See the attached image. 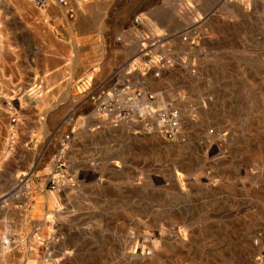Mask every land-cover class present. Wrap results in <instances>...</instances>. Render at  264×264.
<instances>
[{
  "label": "rangeland",
  "instance_id": "1",
  "mask_svg": "<svg viewBox=\"0 0 264 264\" xmlns=\"http://www.w3.org/2000/svg\"><path fill=\"white\" fill-rule=\"evenodd\" d=\"M5 1L0 0V25L10 28L11 46L17 49L23 67L27 50L34 47L41 34L25 30L26 36L18 37L22 29L9 24L14 16ZM29 1L30 20L37 25L39 16L35 11H40V7L34 0ZM169 2L167 18L182 7L184 34L180 38L171 36L165 46L155 43L153 48H147L150 42L161 38L157 36L161 33L142 25L138 16L141 22L136 27L144 26L154 40L140 35L141 57L126 64L122 83L98 88L119 89L124 99L121 97L118 106L123 109L141 105L136 93L151 94L154 99L149 107L153 110L173 108L178 111L179 122L188 114L196 126L202 122L207 125L205 132L210 137L217 136L202 156L195 128H187L184 123L182 137L178 138L183 142L181 147L176 145V137H163L161 143L156 138L122 133L118 127L108 128L98 122L97 114L113 116L112 119L118 116L132 127L145 120L151 130L157 123L148 119L147 112L142 118L103 114L84 100L90 91L97 90L92 83L89 90L88 84H84L85 92L73 100L68 99L70 88L58 85L62 99L53 105L35 99L27 107L25 100H11L18 108L19 128L30 117L25 116L26 112L35 107L44 127L36 126L34 140L29 143L30 163H24L21 151V156L13 159L15 163L23 161L19 166L26 168L14 175L4 176L5 172L0 171V222H8L7 233L18 244V252H12L15 259L7 264H101L106 257L107 264H253V260L264 264L258 254H264V5L257 0ZM3 70L2 77L10 84L14 78L8 69ZM185 75L199 82L201 96L193 93L194 85L183 84ZM22 78L18 81L22 82ZM18 89H14L17 95ZM83 89L80 86L76 90ZM179 92L185 93L184 100L178 99ZM164 94L166 99L159 104ZM199 105L203 106L201 112ZM49 107L55 108V112L47 117L43 112ZM84 112L87 114L83 115ZM229 116L227 127L224 123ZM19 128L12 135L11 157L17 152L16 146L26 143ZM50 129H58V151L64 143L63 152L74 177L72 186L64 184L56 190L46 183L53 163L41 156L48 146ZM160 152L162 158L157 157ZM184 153L197 161L191 178L200 176L191 189L187 186L190 176L180 166ZM201 156L203 160H198ZM116 160L119 167L115 166ZM4 166L2 169H6ZM241 168L247 169L246 173ZM169 170L175 179L173 189L167 179ZM177 170L186 177H177ZM14 176L21 181V190L12 187ZM10 189L16 196L2 197ZM225 206L231 209L230 229L225 218L210 211ZM189 211H193L192 240L186 244L184 231L177 233V237L153 226L160 222L169 229L175 223L176 213L184 217ZM202 224L211 226L208 233ZM3 237L0 230V239Z\"/></svg>",
  "mask_w": 264,
  "mask_h": 264
},
{
  "label": "crops",
  "instance_id": "2",
  "mask_svg": "<svg viewBox=\"0 0 264 264\" xmlns=\"http://www.w3.org/2000/svg\"><path fill=\"white\" fill-rule=\"evenodd\" d=\"M169 1L88 0L82 8H77L78 11L76 9L72 19H69L63 8L55 3L40 8L44 15L41 20H37V25L41 27V35L36 37L35 45L29 52L26 49L25 74L22 78V86L17 91L18 96H30L34 102L35 99L44 100V95L47 93L50 96L49 102L53 105V102L62 99L60 89H56L58 85H62L65 89L70 88L68 99L73 100L80 93L85 92L83 85L89 84V78H92L91 83L97 90L102 89L98 86L121 84L122 72L126 69V64L141 57L140 35L154 40L142 25L157 29L161 33L157 35L161 38L150 42L147 48H153L155 43L165 46L171 36L180 38L184 34L186 27L182 7L179 5L180 7L175 9V15L167 18ZM135 16L142 18L141 29L132 23V18ZM172 22L176 25H171ZM144 44L141 45L145 47ZM127 72L125 74H128ZM1 76L0 73V78ZM80 86L83 90L78 92L76 89ZM84 100L88 101L86 97ZM37 111L36 107L27 111L25 116L30 117L20 125V128L19 122L15 124L16 129L22 130L25 137L23 142L26 143L23 146H16L17 152L11 159L9 158L13 162L9 165L7 161L6 169H2L5 174L1 173L2 175L8 173L14 175L26 168L19 166L23 161L15 163L14 160L21 156L18 152L21 151L24 163L29 161L28 157L31 156L29 143L34 140L36 126L42 119ZM54 112L55 108L49 107L43 113L50 117ZM57 130H49L48 146H45V151L42 150L41 153V156H47L51 164L58 151V140L55 135ZM14 177L11 179L12 184L17 179ZM12 190L10 189L2 197L9 195L15 197L16 192L13 193Z\"/></svg>",
  "mask_w": 264,
  "mask_h": 264
},
{
  "label": "bare ground",
  "instance_id": "3",
  "mask_svg": "<svg viewBox=\"0 0 264 264\" xmlns=\"http://www.w3.org/2000/svg\"><path fill=\"white\" fill-rule=\"evenodd\" d=\"M5 3L8 6V8L11 9L10 10V11H12L11 14H13V16H14V17H11L12 18V21L9 24H13L14 23V24L17 25V28L19 30L22 29V31L18 34V37L19 36H22V37L23 36H26L24 34L25 33V30H31L32 33L37 32L38 34H41L40 33L41 32V29L38 28L39 26L37 27L36 23L34 21L30 20V18H31V16H30V9H32V2L30 3L29 0H7V1H5ZM75 3H76V8H79V9L82 8L84 4H86V2L78 1V0H76ZM63 10L65 12V9L64 8H63ZM77 11H78V9H77ZM35 13L37 14V16H39V20H41L40 19V16H41V18L44 16L43 15V12L41 10L40 11L39 10H36ZM65 15H66V12H65ZM190 32L191 31H189L188 33H190ZM192 33H196V32L194 31V32H191V34ZM12 37H13L12 36V32H11L10 28L8 27V25H5V24L0 25V73H1V71L3 69H6V70L8 69L7 72H9V75L12 76V78H14V79H12V81H11L10 84L5 82V77L4 78L2 77L3 75L1 76L2 78H0V106H2V108H0V169L1 170H2V167L4 165H7L8 164L7 161L9 159V157H11L13 155V152L11 153L10 148H9V147H11V144L10 143H11V140H12V130H10V126H9V124L7 122L8 115L10 113H12V112L5 110V108H4L6 106L5 101L6 100H9V101L16 100L18 102V100H21V101H24L25 100V103H26L27 107L31 106L32 105V102H33V100L31 99L30 96L29 97H22V96H18L17 94H15V90L14 89L15 88H19L20 86H22V82L21 81H18V80L21 79L22 76L25 74L24 73L25 70H24V66L23 67H20V64H19V60L20 59H19V56L17 54V49L11 46V43L13 42L12 41ZM181 62L183 63V60H181ZM7 72H5V73H7ZM185 77H186V80L184 79ZM182 82H183V84L194 85L193 86V90H192L193 93H195L196 96H198V97L201 96V94H202V88L200 87L199 82H197L194 77H192L190 75H185V76H183ZM177 95H178V99L179 100H184V98L186 97L185 96V93H181V92L177 93ZM49 99H50V96L47 95V93H46L44 95V100L47 101V103H48L50 101ZM165 99H166V95L164 94V95H162L160 97L158 103L159 104L164 103ZM132 103L134 104V102H132ZM202 107H203L202 105H199L200 112H201ZM205 115H206V113H205ZM104 116L105 115H98L97 114L95 117L99 119L98 122L100 124H104L108 128H117L118 127V129H121L122 133H125V134H127V133H129V134H135V136L140 137L142 139H153V138H156L161 143H164V141H163L164 140L163 139L164 136L161 133V131H159V129H158L160 127L161 122H159V124H155L154 123L155 124L154 127H153L154 130H151V129H149V128L146 127L147 124L145 123V120L143 121L144 123L137 122V124L135 125V127H132V125H130V122H128V121L127 122L126 121H122L121 119L118 118V116H115L113 119H112L113 116H107V117H104ZM229 121H230V116L227 118V120L225 121L224 125L227 126V127H230V122ZM181 123H184V125H186L187 128H192V127L195 128L196 133L194 134V136L197 139V141L199 142V150L201 152H203V155L202 156H204V154H205L204 153V150L207 149L211 145V143H210L211 140L213 139L214 136H217V134L213 135V137H210V135L207 132H205V130L207 129L206 128L207 125H205L202 122L198 126H196V124L192 123L189 120V115L188 114H184L182 116V119H180V124ZM37 127L38 128H43L44 127V122H42V123L39 122L38 125H37ZM130 129H132L133 132H130ZM178 138H180V136H177L176 137V139H178ZM260 141H261V138H260ZM181 143H183V142H181V140L178 139V141L176 142V145H178L179 147H181L179 145ZM262 145H264V144L262 143ZM254 146H256V144ZM253 149L254 148H252V150ZM9 151H10V155L7 156L6 153L9 154ZM260 152H262V151H260ZM253 154H255V153H253ZM183 155L185 157L183 158V160L180 159V166H181V170H183L186 173V175L190 176L189 177L190 180L188 179L189 182L187 183V186H189V188L191 189V188H194L195 187V182H196V180H199V177H200V176H196V175H198V174H196L195 175L196 178H193V177L191 178V176H192L191 175L192 174L191 171L197 165L196 164L197 161H193V156L192 155H187L186 153H184ZM162 156H163L162 155V152H160V154L157 155L158 158H162ZM202 156L199 157V159L198 158L197 159L198 160H203V157ZM10 162H13V161H10ZM10 162H9V165H10ZM115 166L119 167V161L118 160H116ZM151 167H154V166H151ZM255 169H257V168H255ZM246 170L247 169H245V168H241V171H243L244 173H246ZM256 171H258V170H256ZM192 172H194V171H192ZM174 174L177 177H178V175H180L181 177L183 176L182 178L186 177V176H184L185 174H183L179 170L175 171ZM173 176L174 175H172V173L169 170V175H168L169 178H167V179H168V181H170L169 182V185H170L169 187L171 189L176 188V184L174 183L175 182V179H174ZM22 186L23 185H22L21 181L18 180V179H16V181L13 182V187H15V188H18L19 187V190H21ZM177 188H180V187H177ZM180 189H181V192L183 194H185L184 193V190L182 188H180ZM214 194H217V193H214ZM8 197L11 198L13 196L12 195H9ZM210 211H211V214L212 215L215 214V215H219L220 217H223V219L225 218L226 221H227V224H228V228L230 229V221H229V219H230V213H231L230 206H228V207L227 206L222 207L221 209H219L217 211H216V209H213L212 208V209H210ZM189 212H190V214H188V215L186 214L187 216H184V217H183V214L182 213L181 214L180 213H176L175 216L173 215L174 216L173 217V220L175 219V221H174L175 223L169 229H167L166 226L163 223H160V222H154L155 224L153 226H158L159 229L162 232L163 231H167V232L168 231H171L174 234V236L177 233H180V231L181 232L184 231V236H186V238H184V237L183 238L185 239L184 244H186L187 242H190L192 240V234H191L190 224L193 221L191 222L190 220L192 219L193 211H189ZM7 227H8V222L6 220L0 222V230H2L4 232L3 239H0V264H7L10 261H13L15 259V255H14L15 252H18V244H17L16 240H13L12 239V236L9 233H7ZM202 227L205 229L206 233H208L209 230L211 229V226L209 224H205V225L202 224ZM4 244H6V245H4ZM12 252H14V254ZM258 254H259V258L263 260L264 259V254H261V253H258ZM108 261H109V258L106 257L100 263L101 264H107ZM252 263L253 264H257L256 260H253Z\"/></svg>",
  "mask_w": 264,
  "mask_h": 264
},
{
  "label": "built area",
  "instance_id": "4",
  "mask_svg": "<svg viewBox=\"0 0 264 264\" xmlns=\"http://www.w3.org/2000/svg\"><path fill=\"white\" fill-rule=\"evenodd\" d=\"M61 6L65 9L66 16L69 19L74 18L76 14V0H34L35 4L40 8L48 7L51 2ZM87 2L88 0H78ZM261 4L264 5V0H257ZM141 22V19L138 16H135L132 19V23L137 25ZM183 39H185L183 37ZM89 84L86 87V90H89V86L92 82V78H89ZM122 94L121 91L117 88L112 87L109 91L104 90H93L87 94V99L91 102L94 107H97L100 112L103 114H118L121 115L123 118H127L130 115L139 116L138 118H142V114H146L149 116L148 119L151 121L153 120L155 123L161 122L160 127L158 128L159 131L163 134L164 138L168 139H175V137L180 136L182 137L183 128L179 122L178 111L173 108H160L158 110H153L150 108L151 100L154 99L153 95L138 92L136 93V97L140 98V104L136 106H131L130 109H123L120 108L119 100L121 99ZM128 99V98H127ZM143 100V101H142ZM144 101L146 104H143ZM6 110L13 111L12 114L9 115V126L10 130H12V135L17 130L15 124L19 122V114L16 113L17 105L9 100L5 101ZM120 117V116H119ZM147 126V125H146ZM151 129L150 127H147ZM13 140V139H12ZM61 150L58 151L55 156L53 157V164H52V172L49 174V178L46 183L50 184L52 189H59L64 184H69L72 186L73 176L70 173L68 167V161L65 156L63 150L65 149L64 143H61ZM64 146V147H63ZM10 148V147H9Z\"/></svg>",
  "mask_w": 264,
  "mask_h": 264
}]
</instances>
